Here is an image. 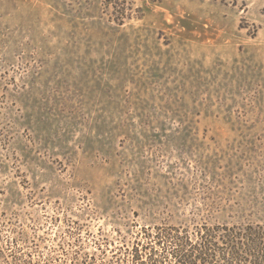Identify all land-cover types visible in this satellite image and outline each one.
Here are the masks:
<instances>
[{"label":"rangeland","instance_id":"374dc122","mask_svg":"<svg viewBox=\"0 0 264 264\" xmlns=\"http://www.w3.org/2000/svg\"><path fill=\"white\" fill-rule=\"evenodd\" d=\"M249 222L264 0H0V264H132L143 226Z\"/></svg>","mask_w":264,"mask_h":264},{"label":"trees","instance_id":"16d2710c","mask_svg":"<svg viewBox=\"0 0 264 264\" xmlns=\"http://www.w3.org/2000/svg\"><path fill=\"white\" fill-rule=\"evenodd\" d=\"M196 237L193 243L176 228L143 226L122 252L132 264H165L169 257L174 264H264V224H204Z\"/></svg>","mask_w":264,"mask_h":264}]
</instances>
